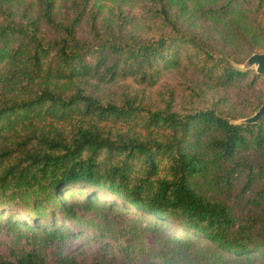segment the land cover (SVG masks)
I'll list each match as a JSON object with an SVG mask.
<instances>
[{
    "label": "trees",
    "instance_id": "obj_1",
    "mask_svg": "<svg viewBox=\"0 0 264 264\" xmlns=\"http://www.w3.org/2000/svg\"><path fill=\"white\" fill-rule=\"evenodd\" d=\"M105 1L0 0V264H264V0Z\"/></svg>",
    "mask_w": 264,
    "mask_h": 264
},
{
    "label": "rangeland",
    "instance_id": "obj_2",
    "mask_svg": "<svg viewBox=\"0 0 264 264\" xmlns=\"http://www.w3.org/2000/svg\"><path fill=\"white\" fill-rule=\"evenodd\" d=\"M103 2L106 3L104 5L103 13L105 15H109V11H110L112 4L108 3L105 0H103ZM125 12H128V11L125 10ZM199 26H200V24H198V22H197L196 26L192 27V28L199 31V29H197V28H200ZM233 63H234L235 68L238 70L248 69V68L244 67V62L243 63L233 62ZM250 68H254V67H250ZM193 79H196V76H195L193 69L191 67H179V68L169 69V70H166L160 76V78L158 80V84L150 90H157V89L159 90L162 86L168 85V86H170L176 90V93L178 96H181L184 94V92L181 89V83H188L189 81H191ZM121 84L129 85L135 89L138 88V86H139L134 81H132L131 79H126L123 82H121ZM258 88L264 89V87L261 85L258 86ZM236 122H241V121H236ZM234 193H236V189L233 190L231 199H226V195H223L222 198L224 200H226L229 204H231L234 208H237L240 206L235 202V200L233 198ZM84 194H85L84 191L81 189H79V190H67L65 195H63L62 197H66L67 200H73L76 198H82L84 196ZM108 194L113 195L112 193H108ZM238 210H240V209L238 208ZM2 250H8V249H4V248L0 247V253H5V252H2ZM41 256L43 257V261H44L43 264H53L51 261H46V258L48 256V252L46 250H43L41 252Z\"/></svg>",
    "mask_w": 264,
    "mask_h": 264
},
{
    "label": "water",
    "instance_id": "obj_3",
    "mask_svg": "<svg viewBox=\"0 0 264 264\" xmlns=\"http://www.w3.org/2000/svg\"><path fill=\"white\" fill-rule=\"evenodd\" d=\"M245 68L254 67L258 74H264V53H256L249 56L244 62ZM264 116V105H262L253 115L241 120L245 123H254Z\"/></svg>",
    "mask_w": 264,
    "mask_h": 264
}]
</instances>
